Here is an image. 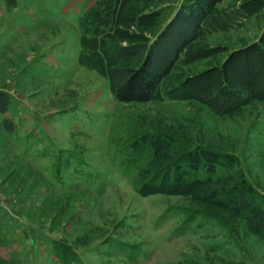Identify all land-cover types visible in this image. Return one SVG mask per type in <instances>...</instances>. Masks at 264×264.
Here are the masks:
<instances>
[{
	"label": "rangeland",
	"instance_id": "rangeland-1",
	"mask_svg": "<svg viewBox=\"0 0 264 264\" xmlns=\"http://www.w3.org/2000/svg\"><path fill=\"white\" fill-rule=\"evenodd\" d=\"M188 4L153 98L117 99L142 59L108 47ZM0 88V264H264V0H0Z\"/></svg>",
	"mask_w": 264,
	"mask_h": 264
},
{
	"label": "trees",
	"instance_id": "trees-1",
	"mask_svg": "<svg viewBox=\"0 0 264 264\" xmlns=\"http://www.w3.org/2000/svg\"><path fill=\"white\" fill-rule=\"evenodd\" d=\"M200 8L191 5L179 8L175 16L150 42L113 43L108 52L116 59L141 56L136 65H113L110 69L115 97L122 101H147L155 95L159 82L185 43L198 32ZM11 93L0 88V112H6ZM7 130H14L12 116H4Z\"/></svg>",
	"mask_w": 264,
	"mask_h": 264
},
{
	"label": "crops",
	"instance_id": "crops-1",
	"mask_svg": "<svg viewBox=\"0 0 264 264\" xmlns=\"http://www.w3.org/2000/svg\"><path fill=\"white\" fill-rule=\"evenodd\" d=\"M65 6H66V9H70L71 7H73V3H72V1H69V2H67V3H65L64 4ZM84 7V6H83ZM81 11V10H80ZM79 11V12H80ZM77 13V12H76ZM76 15H78V13L76 14ZM44 22V21H43ZM21 27V29H23L26 33L27 32H29V30H28V28L25 26V25H22V26H20ZM38 29H41V28H38ZM37 30V29H36ZM34 31V30H33ZM31 32V31H30Z\"/></svg>",
	"mask_w": 264,
	"mask_h": 264
}]
</instances>
